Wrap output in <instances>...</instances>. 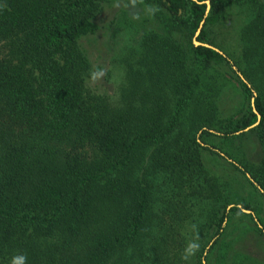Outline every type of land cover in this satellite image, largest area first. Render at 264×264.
<instances>
[{"label": "trees", "instance_id": "1", "mask_svg": "<svg viewBox=\"0 0 264 264\" xmlns=\"http://www.w3.org/2000/svg\"><path fill=\"white\" fill-rule=\"evenodd\" d=\"M111 1L0 0V264L20 252L28 264H185L188 206L202 203L200 231L214 227L215 238L241 212L227 208L222 183L204 166L199 125L184 130L179 119L187 98L202 96L187 79L186 57L205 69L222 54L190 44L166 56L158 42L153 67L143 70L140 57L132 73L126 60V82L109 93L102 80L90 81V71L104 66L84 41L95 40ZM156 1L188 37L200 28L199 42L228 6L250 10L240 69L256 95L224 134L246 135L254 125L262 156L249 173L264 195V0ZM168 71L179 76L172 86H183L172 94L183 95L175 111L160 88ZM198 103L197 118L214 122L215 108ZM165 180L171 193L154 192ZM200 243L188 264H203Z\"/></svg>", "mask_w": 264, "mask_h": 264}, {"label": "rangeland", "instance_id": "2", "mask_svg": "<svg viewBox=\"0 0 264 264\" xmlns=\"http://www.w3.org/2000/svg\"><path fill=\"white\" fill-rule=\"evenodd\" d=\"M123 2L124 0H121V7H114L117 0H112L99 17L101 29L95 40L90 38L84 41L86 49H92L96 57L101 59L105 71L101 80L107 92L117 94L126 82V60L133 63L132 73L139 70L140 57H144L143 70H150L153 67L150 59L155 57L153 54L159 47L158 42L162 44L166 56L176 55L177 46H195V42L208 45L222 54L224 60L220 64H211L205 69L190 53L186 57L187 79L193 85L194 93L200 92L202 96H189L186 104L182 103L184 108L179 119L184 130L199 125L194 135L203 147L200 150L204 166L211 175L219 178L230 204L239 207L241 212L226 220L221 235L216 238L214 227L200 231L199 224L203 223L202 203L200 207L188 206V221L198 224L199 239L204 240V264H263L264 195L249 173V170L258 165L262 149L250 129L244 130L246 135L237 132L227 137L224 134L232 120L240 118L253 108L256 95L240 69L244 63L242 50L246 43L243 34L252 16L250 10L246 5L228 6L218 23L203 27L205 37L199 42L197 31L188 37L187 33L176 29L170 15L156 0L144 2L159 6L161 11L153 18L141 15L140 19H133L123 8ZM129 11L131 14H142L143 9L142 6L136 5L130 6ZM171 72L168 71L169 82L162 84L160 88L165 106H168L170 111H175L177 100L183 95L173 97L172 94L182 90L183 86L178 82L176 87L172 86V80H177L179 76L172 78ZM244 83L251 88V96L244 91ZM198 100L215 108L214 122H201L197 118V110L201 108ZM159 188L167 189V192L171 193L172 185L165 180L159 187L154 186L153 191ZM188 201L196 204L198 197L191 196ZM203 202L209 203L208 200ZM244 205L251 208L248 210ZM190 234L192 236L191 232Z\"/></svg>", "mask_w": 264, "mask_h": 264}, {"label": "clouds", "instance_id": "3", "mask_svg": "<svg viewBox=\"0 0 264 264\" xmlns=\"http://www.w3.org/2000/svg\"><path fill=\"white\" fill-rule=\"evenodd\" d=\"M142 6V14H131L129 11L130 6ZM123 8L128 11L133 19H140L141 15L147 16L148 18H153L155 14L161 9L159 6L145 4L144 0H124ZM114 7H121V0H117V3L114 4ZM105 76V71L101 67H97L95 70L90 71L89 78L92 83L98 82ZM185 232H191V238L187 239L185 247L181 253V260L188 264L193 257L196 256L201 250V243L198 235V224L190 223L185 225ZM9 264H28V257L25 252H20L14 254L11 257Z\"/></svg>", "mask_w": 264, "mask_h": 264}, {"label": "water", "instance_id": "4", "mask_svg": "<svg viewBox=\"0 0 264 264\" xmlns=\"http://www.w3.org/2000/svg\"><path fill=\"white\" fill-rule=\"evenodd\" d=\"M205 3L207 4V7H209V3H208V1H206ZM202 23H203V22H202ZM199 31H200V28L197 30L196 33H199ZM195 45H204V44H200V43L195 42ZM204 46L209 47V48H212V47H210V46H208V45H204ZM212 49H214V48H212ZM214 50H216V49H214ZM216 51H217V50H216ZM253 126H254V125H253ZM253 126H251V127H253ZM251 127H248V128H246L245 130L250 129ZM261 192H262V191H261ZM230 207H232V205H231ZM203 264H204V262H203Z\"/></svg>", "mask_w": 264, "mask_h": 264}, {"label": "crops", "instance_id": "5", "mask_svg": "<svg viewBox=\"0 0 264 264\" xmlns=\"http://www.w3.org/2000/svg\"><path fill=\"white\" fill-rule=\"evenodd\" d=\"M231 205H232V204L228 205L227 208L229 209ZM232 206H234V205H232ZM248 210H249V209H248ZM242 211L248 212V211H246V210H242Z\"/></svg>", "mask_w": 264, "mask_h": 264}]
</instances>
